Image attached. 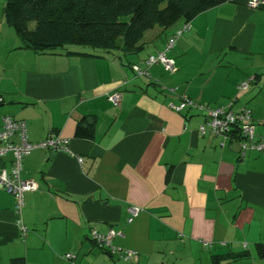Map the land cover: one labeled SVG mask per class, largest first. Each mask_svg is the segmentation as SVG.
Returning <instances> with one entry per match:
<instances>
[{
    "label": "crops",
    "instance_id": "1",
    "mask_svg": "<svg viewBox=\"0 0 264 264\" xmlns=\"http://www.w3.org/2000/svg\"><path fill=\"white\" fill-rule=\"evenodd\" d=\"M3 7L0 127L11 115L26 121L29 140L55 132L69 150L23 157L21 176L38 189L24 194L19 216L0 188V264H133L90 236L110 229L111 244L136 251L138 264H264L256 252L264 244V151L241 156L236 141L221 146L220 136L199 133L204 111L169 106L183 96L207 106L233 101L251 110L264 138V1L198 13L167 52L177 70L153 64L148 75L132 64L162 50L182 22L160 41L158 29L143 54L36 53L20 47ZM116 90L114 105L107 97ZM132 205L141 210L128 221Z\"/></svg>",
    "mask_w": 264,
    "mask_h": 264
},
{
    "label": "trees",
    "instance_id": "2",
    "mask_svg": "<svg viewBox=\"0 0 264 264\" xmlns=\"http://www.w3.org/2000/svg\"><path fill=\"white\" fill-rule=\"evenodd\" d=\"M225 1L230 0H6L3 14L20 47L36 53L77 45L81 54L120 51L128 55L152 42L144 40L146 31L190 21ZM256 252L264 259L263 243L257 244ZM247 255L243 251L238 257ZM213 261L216 264L217 258Z\"/></svg>",
    "mask_w": 264,
    "mask_h": 264
},
{
    "label": "built area",
    "instance_id": "3",
    "mask_svg": "<svg viewBox=\"0 0 264 264\" xmlns=\"http://www.w3.org/2000/svg\"><path fill=\"white\" fill-rule=\"evenodd\" d=\"M264 0H247V6L251 9L258 7ZM190 28V21H184L167 39L164 48L154 53H149L140 64H132V70L137 75H148V67L153 64H161L167 72L173 73L177 66L173 58L167 55L178 38ZM249 82H241L239 89L245 90ZM108 100L117 105L121 99V91H114L108 95ZM1 100V99H0ZM169 106L177 111L182 112L186 108H194L204 111L206 121L199 125L198 131L201 134L210 132L220 136L221 146L229 141H236L239 147L240 155L244 156L248 151H264V138H257L255 134V122L252 118L251 110L247 107H233V101L226 106H207L194 102L190 98L183 96L178 104L170 103ZM37 149H44L51 152L60 150L68 151V139L61 135L50 132L48 136L40 141H31L27 134V123L23 119H16L11 115H4L0 127V188L13 195L15 199V209L20 215L24 204V194L27 191L38 189V184L32 179H25L21 176L22 159L25 155L30 154ZM11 154L12 159L7 163L5 157ZM81 161L82 158L78 157ZM141 208L132 205L129 207V218L131 221L136 217ZM21 235H25L28 228L19 221ZM117 233L110 229L106 234H100L96 230L91 231V238L99 246H106L111 253L117 254L121 259L138 264V254L136 251L114 247L111 244L112 238ZM120 234V233H118ZM67 258L74 256L67 254Z\"/></svg>",
    "mask_w": 264,
    "mask_h": 264
},
{
    "label": "rangeland",
    "instance_id": "4",
    "mask_svg": "<svg viewBox=\"0 0 264 264\" xmlns=\"http://www.w3.org/2000/svg\"><path fill=\"white\" fill-rule=\"evenodd\" d=\"M5 2H6V0H0V13H1L2 7L5 5ZM33 25H34V23L31 22L30 23V27H32ZM175 25H172V26H170V27H168V28H166L164 30L160 29V31H159L160 36L157 37V38L156 37H154V38H156L157 41L158 40L160 41L162 38L165 37V35L168 32H170L171 29H173L175 27ZM158 28H159L158 26H155L154 28L146 31L145 34H144V40L150 38L152 36V34H154L156 31H158ZM78 47L79 46H77V45H64L63 47H57V48L53 49L52 52H65L68 49H71V48H74L75 49V48H78ZM148 48H149V46L146 47L145 49L147 50ZM145 49L143 51H141L140 54H143V52L146 51ZM130 55H133V54H130Z\"/></svg>",
    "mask_w": 264,
    "mask_h": 264
}]
</instances>
